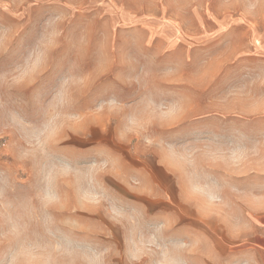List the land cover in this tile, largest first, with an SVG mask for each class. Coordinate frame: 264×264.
<instances>
[{
    "label": "rangeland",
    "instance_id": "rangeland-1",
    "mask_svg": "<svg viewBox=\"0 0 264 264\" xmlns=\"http://www.w3.org/2000/svg\"><path fill=\"white\" fill-rule=\"evenodd\" d=\"M110 119L264 167V0H0V264H184L81 138Z\"/></svg>",
    "mask_w": 264,
    "mask_h": 264
},
{
    "label": "crops",
    "instance_id": "crops-1",
    "mask_svg": "<svg viewBox=\"0 0 264 264\" xmlns=\"http://www.w3.org/2000/svg\"><path fill=\"white\" fill-rule=\"evenodd\" d=\"M92 127L81 138H102V156L113 159L120 189L184 264L193 255L198 264H264V167L230 166L224 174L209 168L204 180L158 133L118 137L111 119Z\"/></svg>",
    "mask_w": 264,
    "mask_h": 264
}]
</instances>
